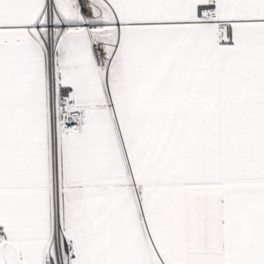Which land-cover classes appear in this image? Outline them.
<instances>
[{
  "label": "snow or ice",
  "instance_id": "6c2138e0",
  "mask_svg": "<svg viewBox=\"0 0 264 264\" xmlns=\"http://www.w3.org/2000/svg\"><path fill=\"white\" fill-rule=\"evenodd\" d=\"M0 264H264V0H0Z\"/></svg>",
  "mask_w": 264,
  "mask_h": 264
}]
</instances>
